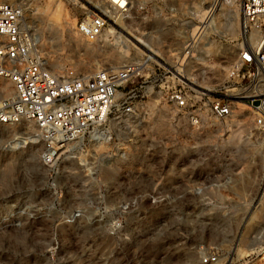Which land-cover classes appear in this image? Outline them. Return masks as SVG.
Returning <instances> with one entry per match:
<instances>
[{"label": "rangeland", "instance_id": "rangeland-1", "mask_svg": "<svg viewBox=\"0 0 264 264\" xmlns=\"http://www.w3.org/2000/svg\"><path fill=\"white\" fill-rule=\"evenodd\" d=\"M8 1L24 6L50 67L90 73L129 55L75 33L76 19L101 6L96 0ZM183 1L186 18L201 25L196 10L208 11L214 0ZM239 2L225 3L217 19L201 27L195 74L183 79L201 106L198 129L168 122L161 77L153 90L136 93L134 101L146 107L128 155L113 156L103 147L51 169L41 162L33 123L0 125V264H201L211 253L218 255L211 264H264L260 133L209 110L212 100L231 92L227 71L240 45ZM155 21L144 26L134 18L120 31L167 52L163 44L171 35L160 33L161 21ZM171 40L181 48L175 31ZM238 106L247 122L249 110Z\"/></svg>", "mask_w": 264, "mask_h": 264}, {"label": "built area", "instance_id": "built-area-1", "mask_svg": "<svg viewBox=\"0 0 264 264\" xmlns=\"http://www.w3.org/2000/svg\"><path fill=\"white\" fill-rule=\"evenodd\" d=\"M106 3L104 8L98 5L99 9L76 19L74 31L87 43L128 49L129 56L120 65L82 73L71 66H48L36 35L25 21L24 6L0 0V125L33 123L34 134L42 144L41 162L51 169L76 154H84V159L91 157L92 152L103 147L113 156L128 155L134 136L131 133L146 107V103L135 102L134 98L137 92L153 90L157 77L164 78L159 87L165 96L170 124L183 123L198 129L203 118L201 106L192 100L183 81L188 74H195L196 42L202 30L198 28L194 38L189 35L188 21L193 19L186 18L184 1ZM239 8L240 45L227 71L231 92L229 97L212 100L209 110L218 119L245 124L260 133L264 155V0H240ZM134 18L144 26L159 20L162 29H156L160 33L172 37L174 31L183 30L187 38L179 48L170 37L163 44L167 52L154 51L141 40L122 35V24ZM137 78L143 79L127 88ZM5 83H10V93L1 88ZM238 105L249 110L247 122L239 118L242 109ZM260 255L264 261V241ZM217 259L218 255L211 253L203 256L200 263L211 264Z\"/></svg>", "mask_w": 264, "mask_h": 264}, {"label": "bare ground", "instance_id": "bare-ground-1", "mask_svg": "<svg viewBox=\"0 0 264 264\" xmlns=\"http://www.w3.org/2000/svg\"><path fill=\"white\" fill-rule=\"evenodd\" d=\"M96 3L100 4L102 8H104L106 6V4H107L106 0H96ZM225 3L228 4L229 8H231L232 6H234L235 0H214L213 2L210 3V7H207V8H210L208 11L207 10H203L202 9L203 7L201 9H199V10H196L197 12L195 13V19H197V21L202 23V24L203 23L204 24L206 23V24L204 26H202V24L200 26H196V24H195L196 22H194L193 20L188 21V27L190 28L188 30L189 35H191V37L194 38L196 36V34L198 33V28L205 27L209 23H212L213 17L216 20L217 17L221 14V13H219L220 8H222V6H224ZM204 8H206V6ZM157 21H155L154 22L155 24L153 23V25H156ZM69 23H67V24H69ZM230 24H231V26H233L232 23H230ZM175 34L180 35L183 38L182 44H184V42H185V40L187 38L186 33L183 30H176ZM199 36H200V33H198V37ZM117 53H118L119 56H123L124 57V55L128 54V49L119 47V51ZM128 56L127 57L125 56V58H126L125 60H127ZM189 75H191V74H188L187 76H189ZM1 88L4 89L7 93L11 92L10 83H8V84L5 83V84L1 85ZM116 96H119V93H117ZM253 244L256 245L257 241L254 240ZM258 248H259L258 246H256V247L254 246L251 249L252 250L253 249L258 250Z\"/></svg>", "mask_w": 264, "mask_h": 264}]
</instances>
